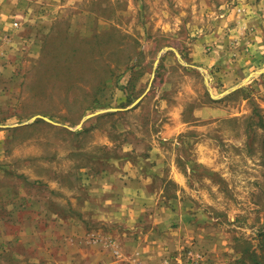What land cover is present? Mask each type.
Wrapping results in <instances>:
<instances>
[{"label": "rangeland", "instance_id": "1", "mask_svg": "<svg viewBox=\"0 0 264 264\" xmlns=\"http://www.w3.org/2000/svg\"><path fill=\"white\" fill-rule=\"evenodd\" d=\"M30 3L19 7L25 15L53 8ZM241 3L264 11V0H85L65 8L67 23L55 25L46 50L32 48L25 91L0 115L2 126L33 125L0 148V264H67L54 259L61 240L69 238L64 250L75 253L79 238L93 244L91 234L117 230L89 219L81 177L107 168L95 157L129 151L131 142L138 150L156 144L163 155L158 172L170 177L169 198L160 201L176 196L189 207L204 260L209 246V264H264V75L217 99L229 87L163 50L175 47L193 66L198 46L232 68L239 39L224 32L227 48L219 51L198 43L195 30L221 29L220 15ZM139 97L131 113L103 112L77 134L85 115L125 109ZM7 136L0 131V141ZM124 171L127 180L134 175L133 167Z\"/></svg>", "mask_w": 264, "mask_h": 264}, {"label": "crops", "instance_id": "2", "mask_svg": "<svg viewBox=\"0 0 264 264\" xmlns=\"http://www.w3.org/2000/svg\"><path fill=\"white\" fill-rule=\"evenodd\" d=\"M29 1L31 2L30 6L34 8L39 7L42 1L43 4L53 8L41 16L37 12L25 15V10L22 13L19 8L23 0H0V115L9 105L15 104L17 98L22 97V93L25 91H22V87L27 78L26 72L30 69L31 62H27V58L32 55L30 53L32 48L37 51L46 50L45 39L51 36L55 25L67 23L68 17L64 14L65 8L78 5L85 0ZM249 5L241 3L235 5V8L232 5L227 12L222 13L220 16L225 18L223 24L221 23V29H217V25L216 28L209 29V32L202 33L200 29L195 30L196 36L200 39L198 43L216 46L219 51L221 48H227L226 40L223 37L224 32L229 33L230 37L239 39V47L236 44L232 49L235 53L232 68H223L214 56L209 55L208 58L203 54L202 48L198 46L193 48L191 54L193 66L181 61V55L175 47L164 48V53H174L180 60L178 63L183 69L194 67L201 74L209 76L211 83H214L212 79L215 78L217 86L223 84L229 87L224 92L241 84L247 78L252 77L249 80L251 82L263 77L264 73L252 75L258 71L256 69H264V11H259L262 9L258 8V3L255 4V7H253V3H251L252 6ZM25 17L33 24V28L28 29L23 24L22 20ZM17 24L20 26L17 27ZM243 34L245 36L241 37ZM224 50L226 51V49ZM33 54L38 56L37 53ZM32 61L36 62V60ZM24 75L25 78H23ZM241 79L243 81L238 82ZM246 84L227 96L243 90ZM26 97H37V95L33 92ZM211 97L213 96L211 95ZM144 98L139 97L125 109L116 108V111L107 112L129 111L131 113ZM139 99L140 101L137 102ZM135 102L137 103L135 104ZM100 107L95 106L94 110H98ZM100 114L102 113L98 115ZM195 114L196 112L193 115ZM8 117L12 118L14 114ZM83 119L77 132L79 135L86 131L81 127L89 120L83 121ZM1 123L2 121H0ZM46 123L71 131L67 126L48 121ZM31 124L28 121L20 125H0V131H5L8 134L6 140L0 141V148L8 143L7 140H11L8 138L9 135L16 140L19 133L32 130L33 125ZM183 124L188 123L183 122ZM111 145L109 142L108 150H111ZM131 146L132 149L129 151L113 155L109 153L102 158L95 157L94 161H99L107 168L87 175L83 174L81 177V186L89 203L87 207L89 219L92 222L107 224L111 227L110 229L116 228L117 230L91 234L94 240L93 244H87L85 240L79 238L76 243L78 251L75 253L68 252V248L64 250V248L70 247L69 238L61 240L63 249L57 252L54 259L66 260L67 264H162L165 260L175 259L185 251L193 250L196 253H201V264H209V251H207L209 246L202 245L207 246V248L205 247L208 253L206 260H204L202 252L194 249L202 237L196 226L193 225V216L189 207L177 200L176 196H171L173 199L164 203L160 201L161 198L164 200L169 198L164 191V183L168 182L170 177L158 172V168L165 165V160L156 144H143L139 150L132 142ZM111 166H113V170L110 169ZM125 167L128 169L133 167L134 175L128 174L131 176L129 180L126 179ZM155 184L158 188L154 187ZM200 244L202 243L200 242Z\"/></svg>", "mask_w": 264, "mask_h": 264}, {"label": "built area", "instance_id": "3", "mask_svg": "<svg viewBox=\"0 0 264 264\" xmlns=\"http://www.w3.org/2000/svg\"><path fill=\"white\" fill-rule=\"evenodd\" d=\"M201 257L192 252H187L175 259L165 260L162 264H200Z\"/></svg>", "mask_w": 264, "mask_h": 264}, {"label": "water", "instance_id": "4", "mask_svg": "<svg viewBox=\"0 0 264 264\" xmlns=\"http://www.w3.org/2000/svg\"><path fill=\"white\" fill-rule=\"evenodd\" d=\"M160 55H161V54H159V56H160ZM261 73H264V69L255 72L252 76L259 75V74H261ZM251 78H252V77L247 78L244 82H242L241 84H239V85H237L236 87L232 88L231 90H228V91L224 92L223 94L218 95V96H215V97H216L217 99H219V98H222V97L227 96L228 94H230V93L236 91L237 89H239L240 87H242L243 85H245V84H246ZM139 101H140V99H139L137 102H139ZM137 102H135V104H136ZM107 111H116V109H110V110H107ZM107 111H102V112H97V113H94V114L87 115V116L83 119V121H85V120H87V119H89V118H91V117H93V116H95V115H98L99 113H103V112H107ZM37 118H41V119H43V120H45V121H48V122H50V123H54V122H52L51 120H49V119H47V118L40 117V116L34 117L32 120H36ZM54 124H55V123H54ZM79 127H80V125H79Z\"/></svg>", "mask_w": 264, "mask_h": 264}]
</instances>
